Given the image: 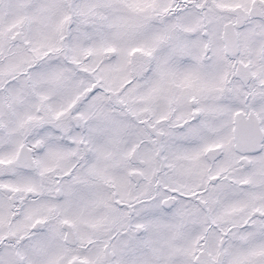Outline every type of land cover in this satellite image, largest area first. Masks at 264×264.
I'll return each mask as SVG.
<instances>
[{
  "label": "snow or ice",
  "instance_id": "6c2138e0",
  "mask_svg": "<svg viewBox=\"0 0 264 264\" xmlns=\"http://www.w3.org/2000/svg\"><path fill=\"white\" fill-rule=\"evenodd\" d=\"M0 264H264V0H0Z\"/></svg>",
  "mask_w": 264,
  "mask_h": 264
}]
</instances>
